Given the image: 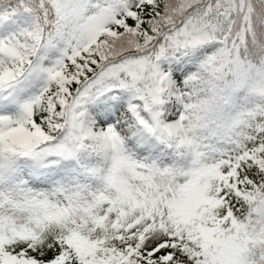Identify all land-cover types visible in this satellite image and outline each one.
Masks as SVG:
<instances>
[{"label":"snow or ice","instance_id":"obj_1","mask_svg":"<svg viewBox=\"0 0 264 264\" xmlns=\"http://www.w3.org/2000/svg\"><path fill=\"white\" fill-rule=\"evenodd\" d=\"M0 264H264V0H0Z\"/></svg>","mask_w":264,"mask_h":264}]
</instances>
